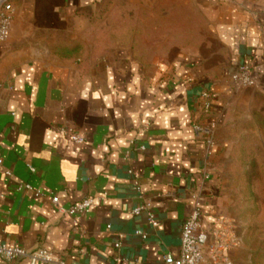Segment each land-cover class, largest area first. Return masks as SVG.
Instances as JSON below:
<instances>
[{
    "label": "crops",
    "instance_id": "0c3cea01",
    "mask_svg": "<svg viewBox=\"0 0 264 264\" xmlns=\"http://www.w3.org/2000/svg\"><path fill=\"white\" fill-rule=\"evenodd\" d=\"M114 1L12 0L9 39L0 43V242L48 250L65 264H165L179 255L197 204L207 232L234 219L229 154L239 125L264 110V0H191L208 13L224 55L160 61L120 41L107 24L118 16ZM32 34L61 40L29 42ZM243 65L256 87L233 80ZM68 131L85 143H71ZM21 185L41 195L18 192ZM53 196L66 210L94 204L75 227ZM146 203L157 227L133 214Z\"/></svg>",
    "mask_w": 264,
    "mask_h": 264
},
{
    "label": "rangeland",
    "instance_id": "374dc122",
    "mask_svg": "<svg viewBox=\"0 0 264 264\" xmlns=\"http://www.w3.org/2000/svg\"><path fill=\"white\" fill-rule=\"evenodd\" d=\"M118 16L109 26L119 28V39L131 45L143 60H173L179 55L221 57L224 50L210 29L208 13L191 0H115ZM105 24V23H103ZM57 35L32 34L29 42L53 44ZM238 143L229 157L227 193L230 215L241 229V243L231 250L232 264H264V110L236 131Z\"/></svg>",
    "mask_w": 264,
    "mask_h": 264
},
{
    "label": "built area",
    "instance_id": "2783aa9c",
    "mask_svg": "<svg viewBox=\"0 0 264 264\" xmlns=\"http://www.w3.org/2000/svg\"><path fill=\"white\" fill-rule=\"evenodd\" d=\"M13 20L12 0H0V43H5L9 39L11 24ZM233 80L243 88L256 87L257 83L252 75V68L249 65H243L238 73L233 76ZM190 82V79H187ZM210 93L204 92L202 98L205 100L203 109L209 111L211 108ZM197 133H201L200 127H195ZM68 140L75 145L85 143V138L73 131L67 132ZM145 150V147H141ZM3 165V160L0 158V167ZM31 172H35L32 167H29ZM10 176L9 171L6 172ZM135 187L139 196L142 198L143 193L137 181L138 176L135 175ZM18 192H34L37 196L41 195L40 191H35L30 185H21L17 188ZM52 204L58 208L60 213L75 216L73 226H78L81 216L85 215L93 206V200L85 199L76 203L69 209H62L59 206V199L56 196L52 198ZM145 213L149 223L153 227L158 226V221L155 215L150 211V205L144 204L137 207L134 215ZM202 211L197 204L191 216L184 222L181 231V244L178 256L168 254L164 257L165 264H232L230 252L237 248L241 243V229L239 223L235 219L219 218L216 227L207 232L201 221ZM109 228V227H108ZM144 239L146 236L138 232ZM114 247H121V241H118ZM0 259L6 263L15 261L28 260L30 264H65L63 261L55 259L53 254L45 249L35 252H28L23 248L10 247L0 242ZM117 261V260H116Z\"/></svg>",
    "mask_w": 264,
    "mask_h": 264
}]
</instances>
